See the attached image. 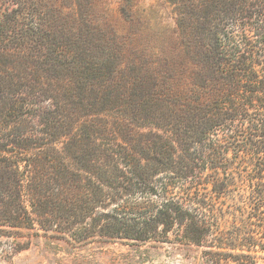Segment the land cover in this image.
Returning a JSON list of instances; mask_svg holds the SVG:
<instances>
[{"label": "trees", "instance_id": "obj_1", "mask_svg": "<svg viewBox=\"0 0 264 264\" xmlns=\"http://www.w3.org/2000/svg\"><path fill=\"white\" fill-rule=\"evenodd\" d=\"M11 1L0 12V226L77 244L175 232L205 248L204 264L264 259V0H169L194 95L146 90L123 73L113 35L44 0ZM27 117L34 131L20 129Z\"/></svg>", "mask_w": 264, "mask_h": 264}, {"label": "rangeland", "instance_id": "obj_2", "mask_svg": "<svg viewBox=\"0 0 264 264\" xmlns=\"http://www.w3.org/2000/svg\"><path fill=\"white\" fill-rule=\"evenodd\" d=\"M44 1L61 8L71 20L98 28L105 36L113 35L124 53L123 73L146 79V90L155 85L173 86L187 95L199 92L196 68L182 45L177 15L169 0ZM12 7L11 0H0V12ZM97 116L109 125L114 119L111 112ZM19 127L34 131L37 119L27 117ZM174 234H169L167 242L141 245L98 239L77 244L50 237L37 224L33 229L0 226V264H204L205 248L181 242ZM256 264H264V259H258Z\"/></svg>", "mask_w": 264, "mask_h": 264}]
</instances>
